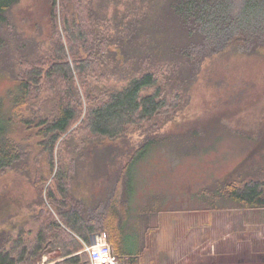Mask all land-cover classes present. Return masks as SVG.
I'll use <instances>...</instances> for the list:
<instances>
[{
    "label": "trees",
    "instance_id": "trees-1",
    "mask_svg": "<svg viewBox=\"0 0 264 264\" xmlns=\"http://www.w3.org/2000/svg\"><path fill=\"white\" fill-rule=\"evenodd\" d=\"M22 1L0 0V74L18 81L12 105L0 107V170L22 162L24 139L32 137L50 176L59 166L46 192L49 207L41 206V193L16 221L11 202L0 209L7 223L0 264H39L50 252L58 253L54 264H92L81 239L103 231L120 264H140V221L164 211V200L153 194L133 213V170L153 145L168 141L165 128L207 59L264 49V0H162L115 8L112 17L98 0H49L52 49L37 47L34 56L16 35L13 11ZM196 194L264 208V156Z\"/></svg>",
    "mask_w": 264,
    "mask_h": 264
},
{
    "label": "rangeland",
    "instance_id": "rangeland-1",
    "mask_svg": "<svg viewBox=\"0 0 264 264\" xmlns=\"http://www.w3.org/2000/svg\"><path fill=\"white\" fill-rule=\"evenodd\" d=\"M153 1L98 3L109 9L108 16L112 17L115 8L124 12L128 7L157 5L162 0ZM70 5L73 7L72 2ZM13 21L16 35L28 46V53L38 54L40 46L43 50L52 49L49 0H23L13 11ZM202 68L188 89L184 107L165 128L168 141L153 145L133 170V213L138 204L146 203L153 194L164 200V211L150 220L144 264H185L203 235L212 240L208 252L211 248L223 264H264V208L243 207L221 197L216 202L206 201L196 194L226 178L250 157L264 156V49L251 54L226 50L222 56L207 59ZM17 83L0 74L1 109L12 105L11 90ZM193 131L197 138H193ZM16 139L23 140L21 133ZM175 139L187 144L182 148ZM24 140L28 148L26 157L17 167L0 170V209L11 202L19 210L11 221L28 214L29 202L39 194L43 193L46 199L59 166L55 164L50 176L48 157L37 145L38 139ZM42 174L48 179L44 177L41 182L38 177ZM41 206L49 207L47 199ZM6 224L0 222V231ZM159 232L164 241L156 244ZM46 254L48 258L58 255ZM46 254L39 264L44 263Z\"/></svg>",
    "mask_w": 264,
    "mask_h": 264
},
{
    "label": "crops",
    "instance_id": "crops-1",
    "mask_svg": "<svg viewBox=\"0 0 264 264\" xmlns=\"http://www.w3.org/2000/svg\"><path fill=\"white\" fill-rule=\"evenodd\" d=\"M152 218H153V216H152ZM151 219H149L148 221H140V230H141L140 244H142V247H143L142 254L139 257L140 258V264H144L145 259H147V257H146L147 252L146 251L149 249V233L151 230V227H150V220ZM203 226L206 227L208 225H204V223H203ZM161 234L162 233L159 232V234H158L159 237H158V241L156 240V244H157V242L160 244L164 241ZM202 237L203 238H201L200 243L198 244L197 248L193 250V252L191 253L190 256H188L189 261L186 262L185 264H219V263L223 264V261H221L219 259L220 257L218 254H216V252L212 251L211 248H210L209 252L207 250V247L211 246L212 240L207 235H203ZM198 250L202 251L203 253L200 254L198 252ZM173 264H175V263L173 262Z\"/></svg>",
    "mask_w": 264,
    "mask_h": 264
},
{
    "label": "built area",
    "instance_id": "built-area-1",
    "mask_svg": "<svg viewBox=\"0 0 264 264\" xmlns=\"http://www.w3.org/2000/svg\"><path fill=\"white\" fill-rule=\"evenodd\" d=\"M81 241L84 245L81 252L84 251L89 254L92 264H120L115 250L110 244L105 232L93 234L89 242L82 239ZM50 258H48L46 254L43 264H54V262L50 261Z\"/></svg>",
    "mask_w": 264,
    "mask_h": 264
},
{
    "label": "bare ground",
    "instance_id": "bare-ground-1",
    "mask_svg": "<svg viewBox=\"0 0 264 264\" xmlns=\"http://www.w3.org/2000/svg\"><path fill=\"white\" fill-rule=\"evenodd\" d=\"M100 233H102V232H100ZM92 236V235H91ZM108 237V236H107ZM110 242V241H109ZM111 244V243H110ZM112 245V244H111Z\"/></svg>",
    "mask_w": 264,
    "mask_h": 264
}]
</instances>
